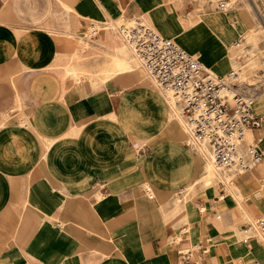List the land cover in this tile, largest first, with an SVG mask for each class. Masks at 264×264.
I'll use <instances>...</instances> for the list:
<instances>
[{
  "label": "crops",
  "instance_id": "1",
  "mask_svg": "<svg viewBox=\"0 0 264 264\" xmlns=\"http://www.w3.org/2000/svg\"><path fill=\"white\" fill-rule=\"evenodd\" d=\"M201 5L192 0L0 5V264H178L183 245L207 247L201 264H264L263 238L244 230L252 216L264 217V158L256 170L233 174L239 175L235 183L244 204L223 184H202L203 162L184 140L181 105L172 106L150 74L138 70L144 67L116 26L108 21L112 28L105 40L85 43L86 54L65 36L83 31L91 20L117 23L144 14L163 36L189 29L181 42L192 45L189 37L198 33L209 38L212 43L201 50L208 62L202 61L225 75L232 69L220 65L244 28L236 12L202 14ZM239 16L248 29L257 24L251 13ZM110 29L125 49L114 46ZM213 44L227 47L214 58ZM108 55L128 59L134 69L94 84L85 81L78 69L122 67ZM54 68L80 81L62 79ZM253 107L256 115L264 114L255 100ZM252 131L264 149V122ZM202 159L207 170L232 175ZM190 182L194 194L176 201Z\"/></svg>",
  "mask_w": 264,
  "mask_h": 264
},
{
  "label": "built area",
  "instance_id": "2",
  "mask_svg": "<svg viewBox=\"0 0 264 264\" xmlns=\"http://www.w3.org/2000/svg\"><path fill=\"white\" fill-rule=\"evenodd\" d=\"M215 8H225L229 0H208ZM120 29L135 54L175 100L190 115L194 134L210 142L214 163L220 168L236 171L253 169L264 157L255 144L245 145V131L259 129L264 114L254 113L253 98L233 83L237 75L211 71L202 60L182 47L175 39L158 33L143 15L123 19ZM87 30L96 37L101 25L91 20ZM146 195L152 197L147 187ZM257 223L264 230V219ZM178 240V239H174ZM179 241V240H178ZM207 247L183 245L178 248V264H201Z\"/></svg>",
  "mask_w": 264,
  "mask_h": 264
},
{
  "label": "rangeland",
  "instance_id": "3",
  "mask_svg": "<svg viewBox=\"0 0 264 264\" xmlns=\"http://www.w3.org/2000/svg\"><path fill=\"white\" fill-rule=\"evenodd\" d=\"M186 1L188 2L189 0H186ZM192 1L196 4H202L200 6V11L202 12V14H204L206 12H216V11H220L221 13H225L226 10L227 11L229 10V12H231V13L236 12L237 20L240 21V25H242V27L244 28V31L242 32V36L240 38H238L232 44H236L237 42H239L240 45L236 44L235 46H233L231 48L230 56H229L228 60L225 61L224 63H222V65H220V66L223 69H228V68L232 69V70L237 69L236 71H238L240 73V77H239V79L233 78V80H232L233 83L236 84V87H238L239 89H242L241 91H244V92L246 91L249 95L254 97V100L256 99L255 100V108L264 106V95H263L264 94V0H232L233 3L230 4V6L227 5V7H225V8H218V9L211 6V4L208 0H192ZM4 3L8 4L9 0H0V5H2ZM240 13H243L246 16H248V14L251 13L253 15V17L256 19L257 24L254 27L248 29L246 27V25L244 24V22H242V20L239 16ZM143 17L148 22L145 15ZM125 18L126 17H124V16L119 18V19L117 18L118 19L117 23L119 24ZM111 19L112 18H108V20H106L105 22H102V23L96 22V23L101 25V31L96 37L89 35L88 30H87L88 25L86 26V28L83 31H80L78 29H74L73 31L67 32L68 34H65V36L74 40V42L77 45V49L80 51V54H83V53L86 54L87 48H85V43L86 44H88V42L94 43V41H98V43H101L103 40H105V36H106L109 28H112V27L108 28L105 26H108V25L110 26L111 23L116 26L117 23L113 22ZM108 21L111 23L107 24ZM189 22L190 21L187 20L186 24H188ZM192 25H194L192 28L196 27V25L194 23ZM231 26L234 28L237 25H236V23H232ZM188 31H189V29H188ZM188 31H187V33H188ZM188 35H189V33H188ZM182 36H183V34L180 35V37H182ZM194 36H195V38H194ZM194 36L192 35L190 37V39L192 41V45L187 43V42H183V43L180 42V44L183 45L184 47L185 46L186 47L187 46L192 47L193 50L191 52L194 55L198 56L201 60H203V59L208 60L207 58L203 57L201 50L204 49L207 45L210 46V44L212 42L210 41L209 38L204 39L203 36L200 35L199 33L194 35ZM171 37H177V35H173ZM228 46H230V45H228ZM226 47H227V44H226V46L223 44L221 47L213 44V47L210 49L209 56L216 58L219 55V53L222 50H224ZM215 51H217L216 54H215ZM65 56L66 55H64L58 61V64H62L64 62ZM108 56H110V55H108ZM85 58H86V56H85ZM108 59H110L112 61H115V59H117L118 60V62H117L118 66L120 63V65L122 64L121 65L122 67H120V69H118V70L112 69L110 71H108V70L104 71L103 69H100V68L78 69L79 68V65H78L77 69L83 73V76H85V81H90L92 84H94V79L103 80L105 78L112 77V76L116 75V73L121 71V70L129 68L130 64H129L128 59H125V62H124L122 60V57L116 56V55L110 56ZM78 60H80V58ZM85 60H86V63L88 65H90L91 61H89L87 59H85ZM72 68H76V67H72ZM54 71L62 79L72 78L74 81H80L79 79H77V77H72V76H67L65 78L62 77V75L58 73V69L54 68ZM240 80H243V82H240ZM247 83H249L250 85H248ZM180 104H181V107L183 109V104L182 103H180ZM247 130H251V129H247ZM261 139L262 138H259V140H261ZM184 140H185V142H187L188 138L185 137ZM253 140L259 141L258 138H256L254 134H253ZM253 140L252 139H250L248 141L245 140V145L250 144V143L254 144ZM201 154H202V151L200 149L197 151V154H196L197 156L200 157V159L203 162L202 174L199 177L200 181H201V177H203V175L207 171V167H205V164H204V161L202 159ZM258 167L255 166L252 170H256ZM245 173H247V172H245ZM232 176L235 177L234 181H236V179L239 175H233L232 174ZM262 178L264 179V175ZM214 179H216L217 184H215V185L211 184L209 186H215L216 187L217 185H222V183L218 182L219 179L217 177H214ZM201 182H202V184L205 183L204 178ZM201 182L199 185H201ZM192 184L193 183L190 182L187 184L186 187H184L180 191H178L176 193L175 200L176 201L189 200L190 197L192 196V194H194V191L196 188V186H193ZM263 186L264 185L262 183L260 185V188H262ZM241 194L239 197H240L241 202L243 203V200H245V197H244L245 194L244 193H241ZM235 201L236 200H234V202ZM256 220H257V218H256ZM256 220L252 216L251 221L255 222V225H256ZM240 221H245V220H240ZM251 221H247L249 224L248 227H249V229H251L252 232L255 233V226L253 229L252 223L250 224Z\"/></svg>",
  "mask_w": 264,
  "mask_h": 264
},
{
  "label": "bare ground",
  "instance_id": "4",
  "mask_svg": "<svg viewBox=\"0 0 264 264\" xmlns=\"http://www.w3.org/2000/svg\"><path fill=\"white\" fill-rule=\"evenodd\" d=\"M232 0H229L228 2V6H230V4H232ZM107 24H110V23H107ZM109 26V25H108ZM108 26H105V27H108ZM116 29L118 30V32L122 35V37L124 38L127 46L131 49L132 53L134 54V56L136 57V59L138 60V62L146 69L142 68V67H138V70L140 71H143L146 75V71L150 74L151 78L153 79V81L155 82L156 86L159 88V90L164 93L165 95H167L170 99V101L172 102V106L174 107H178V105H181L180 101H177L174 99V97H172V95L170 94L169 91H167L166 89H164L163 87H161L157 80L153 77V75L149 72V70L146 68V66L142 63V61L139 59V57L135 54L134 52V49L132 48V46L130 45V43L126 40V38L124 37V34L122 33L121 29H120V25L117 23L116 24ZM156 30V29H155ZM157 31V30H156ZM158 32V31H157ZM159 33V32H158ZM109 36L113 39V42H114V46L115 47H121V48H124L125 49V43H124V40H122V38L120 37V35H118L117 33H115L114 31H112L110 29L109 31ZM188 34L187 31H184L183 32V35H186ZM171 38H177L178 41H180V36L177 35V37H171ZM190 38V37H189ZM176 41V40H175ZM181 42V41H180ZM183 43V42H181ZM236 44H239V42H237ZM235 44V45H236ZM240 45V44H239ZM188 50L192 51V47H188ZM192 53V52H191ZM127 54V53H126ZM193 54V53H192ZM127 56H129V54H127ZM206 62H208V60L204 59ZM209 69L213 72H215V70L209 66ZM134 68H132L130 65H129V68L124 70V71H131L133 70ZM235 71V70H234ZM236 72V71H235ZM216 73V72H215ZM237 75H235L234 79H238L239 78V75L238 73L236 72ZM149 76V77H150ZM264 95V94H263ZM251 96V95H250ZM252 97V96H251ZM253 98V102H254V97ZM256 100V99H255ZM183 104V103H182ZM180 112L182 114V116L184 117V126H185V130H186V133H187V138H188V144L193 147L196 151L200 150L202 151V156L204 157V159L208 162V164L210 166H212L214 169L216 170H221V171H226V172H229L231 174H240V173H243V172H246L248 171L249 169H246V170H242V171H236L235 168H232V167H225V168H220L218 167L217 165H215L214 163V158H213V150H212V146L210 144V142L206 139H201V138H198L195 134H194V131H193V125L191 124V119H190V115L184 110V105H183V109L181 107L180 109ZM244 138H249V139H252L253 140V131L251 130H246L245 131V135H244ZM255 145H257L263 152H264V149L261 148L262 146V142H263V139L259 140V141H255L253 140ZM201 153V152H200ZM264 158V157H263ZM214 177H217L219 180L218 182L222 183L224 185V187L226 188L229 196H232V197H235L237 200H240V198H238L237 195L240 194V189L239 187L236 185L234 179L235 177H233L232 175H227L225 174L224 176H220L218 173H216L211 167L207 170V172L204 174L203 178L205 180V185L208 186V185H215L217 184L216 182V179H214ZM246 219H251L250 218V215H246L245 217ZM264 219V217H260L258 219ZM257 219V220H258ZM257 220H256V225H255V222L252 223L253 225V229H254V226H255V234H258L260 235L263 240H264V230L261 229V227H259L258 223H257ZM245 231L248 230V226L244 229ZM251 230V229H250ZM259 236V237H260ZM262 240V239H261Z\"/></svg>",
  "mask_w": 264,
  "mask_h": 264
}]
</instances>
